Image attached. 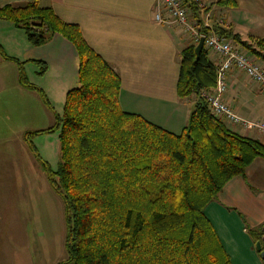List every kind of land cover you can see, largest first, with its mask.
I'll list each match as a JSON object with an SVG mask.
<instances>
[{
  "label": "trees",
  "instance_id": "obj_1",
  "mask_svg": "<svg viewBox=\"0 0 264 264\" xmlns=\"http://www.w3.org/2000/svg\"><path fill=\"white\" fill-rule=\"evenodd\" d=\"M184 1L201 21L198 4ZM0 19L22 27L34 44L59 33L79 58L78 85L67 91L61 114L21 69L19 79L38 91L54 115L51 126L23 137L64 205L66 259L59 264H231L204 209L226 182L264 157V145L210 112L201 96L216 81L207 49L198 58L196 41L181 50L177 95H192L195 102L182 131L174 133L121 108L119 75L86 43L77 24L34 2L5 5ZM213 28L264 62V38L249 43L229 29ZM0 55L10 58L1 47ZM56 131L58 161L52 168L31 138Z\"/></svg>",
  "mask_w": 264,
  "mask_h": 264
},
{
  "label": "crops",
  "instance_id": "obj_2",
  "mask_svg": "<svg viewBox=\"0 0 264 264\" xmlns=\"http://www.w3.org/2000/svg\"><path fill=\"white\" fill-rule=\"evenodd\" d=\"M155 1L0 0V8L34 2L50 7L63 21L77 24L86 43L119 75L121 108L180 133L195 102L192 95L184 98L177 95L181 50L195 41L177 25L157 23ZM215 1L209 7L211 18L203 20L209 28L224 27L249 43L264 38V0H234L232 6ZM218 20L222 23L218 24ZM0 47L10 57L0 55V240L13 242V248L6 245L9 249L2 251L6 250L7 257L11 249L15 250L11 264H44L46 258L40 253L32 258L29 248L31 240L41 238L45 204L49 210V201L45 203L39 195L29 205L20 201V195L29 191L19 188L25 186L24 181L27 184L28 179L35 181L37 175L41 176L40 167L27 157L23 134L51 126L54 117L45 111L38 91L20 83V69L27 81L40 88L49 103H53L55 112L61 114L67 91L78 85L79 58L74 45L61 34L54 33L48 41L34 44L22 27L6 19H0ZM208 55L217 66V55L209 51ZM225 82L222 100L243 119L263 124L262 128H243L225 122L226 126L264 145V91L235 67L228 70ZM37 112L44 117L37 116L40 115ZM22 122L25 126L19 131ZM31 141L42 159L50 148L58 161L57 131L34 135ZM17 208L21 210V218L15 214ZM29 209L37 214L38 227H32V231H28L33 221ZM3 214L10 226L5 228V235H2ZM204 215L231 264H264L257 247L259 244L264 250V157L254 158L242 175L226 182L215 201L205 207ZM65 259L47 262L59 264Z\"/></svg>",
  "mask_w": 264,
  "mask_h": 264
},
{
  "label": "built area",
  "instance_id": "obj_3",
  "mask_svg": "<svg viewBox=\"0 0 264 264\" xmlns=\"http://www.w3.org/2000/svg\"><path fill=\"white\" fill-rule=\"evenodd\" d=\"M193 1L198 4L202 12L201 22L197 18L192 17L191 9L184 0H156L154 19L160 24L179 26L196 42L203 36V46L207 51L217 55L219 62L216 66L215 84L211 88L201 91V96L210 112L215 117L221 118L232 125H238L243 128H262L263 124L240 117L222 100L221 95L226 89V74L232 67L243 71L249 79L257 83L261 90L264 91V66L258 63L252 54H248L246 50L238 47L230 39L217 33L214 28H209L204 24L203 20L211 18L209 7L212 0ZM217 23L221 24L222 21L218 20Z\"/></svg>",
  "mask_w": 264,
  "mask_h": 264
},
{
  "label": "rangeland",
  "instance_id": "obj_4",
  "mask_svg": "<svg viewBox=\"0 0 264 264\" xmlns=\"http://www.w3.org/2000/svg\"><path fill=\"white\" fill-rule=\"evenodd\" d=\"M237 46L241 47L240 45H237ZM246 52L248 54H251L248 50ZM258 63H260V62H258ZM43 103L44 102H42V106H43ZM50 105L53 106L52 108L55 111L56 108L54 107L53 103ZM45 109H46L45 111H47V113L50 116L54 117L53 112L47 106ZM38 113H40V115H37V116H40L41 118L44 117L43 116L44 114H42L41 112H37L36 114H38ZM26 124H28L27 121H25V125ZM25 125L23 124V122L20 123L19 124V126H20L19 131ZM33 141H34V138H33ZM25 149L27 151L26 153H28L27 157H30L32 159V161L35 163V165L40 167L41 176L37 175L38 180L35 179V181H31L30 179H28L27 184H26V181H24L25 186L20 187L19 191L23 190V191H29V192L25 193L22 196L20 195V201L28 202V204L30 205V203L33 204L36 200H38L39 195H41V197L39 199L46 201L45 203H47V201H49V207H50L49 210H47V204H45V218H44L45 221H44L43 225H41L42 235H41V238L39 240H37V241L31 240L30 241L31 248H29V250H30L29 252H30L32 258H34L35 255H38L40 253V255L43 258H46V260H44V262H43L44 264H48V262H47L48 259H51V261L61 259V261H62L63 259L66 258V250H65L66 221H65L64 205H63L61 199L53 192L54 190L52 189L49 182L47 181L46 174L44 173L42 165L40 164L38 159L34 156V154L30 151L27 144L25 145ZM54 155L55 154H53V152L49 148L47 151L44 152V156L46 158L43 156V159H45V161L53 168H55L57 165V163H56L57 161H56ZM40 156L42 157V154ZM32 187H33V189H32ZM30 191H35V192H30ZM32 198H33V200H32ZM22 199H24V200H22ZM44 201L43 202L41 201V202L44 204ZM37 207H38V205H37ZM41 209H42V207H41ZM29 211H30V213L33 214V216H32L33 221L31 220V222L29 223L28 231H32V227H35V228L38 227L37 214H35V211L32 209H29ZM15 214L18 218L22 217L20 208H17V211ZM3 216H4V214H3ZM4 219L5 220H4L2 227L4 230H5V228L7 230V228L10 226L6 224V223H8L7 222L8 220L5 216H4ZM6 230L3 231L2 235L6 234ZM6 245L7 246L11 245V247L13 248V246H12L13 242L6 241V240H2V241L0 240V252H3L2 249H9V247L7 248ZM5 252H6V250H4L3 255L0 256V261H1L0 264H11L10 261L15 259V256H14L15 250L11 249V251H10L11 255L7 256V257H6ZM6 261H7V263H6Z\"/></svg>",
  "mask_w": 264,
  "mask_h": 264
},
{
  "label": "water",
  "instance_id": "obj_5",
  "mask_svg": "<svg viewBox=\"0 0 264 264\" xmlns=\"http://www.w3.org/2000/svg\"><path fill=\"white\" fill-rule=\"evenodd\" d=\"M203 42H204V38H203V36H201V37L199 38L197 44L195 45V48H194V50H195V57H196V58H198V56H199V54H200V52H201V50H202V48H203ZM257 247H258V250H259V249H260L259 244H257ZM260 256H261L262 258H264V252H261V253H260Z\"/></svg>",
  "mask_w": 264,
  "mask_h": 264
}]
</instances>
